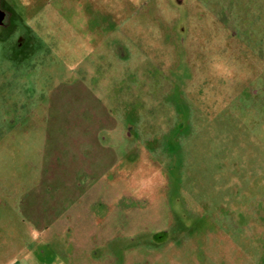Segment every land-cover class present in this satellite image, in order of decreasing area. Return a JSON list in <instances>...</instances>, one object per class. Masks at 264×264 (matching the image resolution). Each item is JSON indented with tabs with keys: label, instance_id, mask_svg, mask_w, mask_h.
<instances>
[{
	"label": "rangeland",
	"instance_id": "obj_1",
	"mask_svg": "<svg viewBox=\"0 0 264 264\" xmlns=\"http://www.w3.org/2000/svg\"><path fill=\"white\" fill-rule=\"evenodd\" d=\"M0 1V264H264V0Z\"/></svg>",
	"mask_w": 264,
	"mask_h": 264
},
{
	"label": "flooded vegetation",
	"instance_id": "obj_2",
	"mask_svg": "<svg viewBox=\"0 0 264 264\" xmlns=\"http://www.w3.org/2000/svg\"><path fill=\"white\" fill-rule=\"evenodd\" d=\"M0 2H1V1H0ZM6 14H7V13L5 12V13H4L5 18H6Z\"/></svg>",
	"mask_w": 264,
	"mask_h": 264
}]
</instances>
